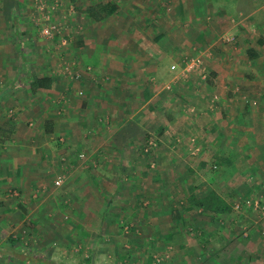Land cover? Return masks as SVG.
Here are the masks:
<instances>
[{
  "label": "crops",
  "instance_id": "crops-1",
  "mask_svg": "<svg viewBox=\"0 0 264 264\" xmlns=\"http://www.w3.org/2000/svg\"><path fill=\"white\" fill-rule=\"evenodd\" d=\"M30 1L0 0V8L5 11V17L0 16V66H2L0 75L8 73L6 79L9 74L16 70L15 68H22L29 62V58L25 55L27 54L25 47L28 48L30 45L37 56V60H32L33 63H36L35 69H42L45 72V70L50 69L54 62V58L49 57L46 52L40 37L35 34L32 35L31 32L32 36L30 37L24 35L23 28L28 30L31 28L27 22L28 17L25 18V15H22L24 12H18L20 15L12 12L13 8L28 12L29 9L25 7ZM96 1L91 3L87 0H63L65 4L62 5L64 6L63 12L61 11L62 16L70 11L71 4L76 6L75 9L81 18V15L85 14L86 7L94 3L107 2L106 0ZM112 1L117 4V11L100 21L88 18L86 14V21H82V19L80 21L76 19L79 17L78 15L67 13L71 18L69 21L70 31L76 37L71 46H67L65 52L70 51L67 56L71 55L72 60H74L72 57L78 58L79 64L85 66L81 82L70 83V85H74L73 89L77 87L76 93L73 97L71 96V103L67 107L71 114L69 113L64 118L57 115L56 111L53 110L56 109L55 99H51L52 104L51 97L48 99L45 97L47 92L42 93V106L35 107V114L32 116L39 120L38 122H42L39 130L33 129L27 136L26 130L23 132L24 134L19 131V140L22 141V138H25L24 144L20 146L9 143L11 136L9 131H6L7 140L4 139L3 141L0 137V186L2 187L0 191V227H4L5 231L9 228L18 230L19 227L23 226L21 219L29 216L32 221L30 224L37 228H44L38 232H43V236H49V238L46 236L43 238V247L41 246L37 253L25 252L12 238L0 237V264H71L72 259L68 258L71 261H66L65 255L62 256L57 252L58 249L65 252L67 248L77 250L76 254L85 248L92 251L93 254L94 248L98 249V235L104 233V226L99 222L97 229H95L92 225V219L105 218L116 207H118L116 211L119 213L117 216L121 215L124 219L125 217H127L126 219L132 218L135 222L136 220L138 222L143 221L146 226L155 231L166 230V234L172 232L168 228L177 212L172 211V198L168 200L169 195H165L166 198L159 201L158 205H153L157 206L155 209L151 207V203L148 208L145 207L147 210L141 207L136 214L134 211L140 208L139 205L143 199L141 196L143 194L142 188L148 186L153 192L155 186L160 182L166 189L171 181L167 179L169 175L166 177L163 171L170 170V168L172 170L176 166L173 162H166V158L165 162L159 163V157H156L157 165L154 164L150 167L142 156L144 155L143 143L155 138L154 135H150L153 134V131L149 130L148 126L152 128L156 118H158L156 109L164 101L159 97L161 91L168 90L166 88L170 89L171 83L174 88L176 80L179 79L177 76L171 78L172 75L168 71L170 69L165 67V71L169 72V75L167 74L168 79L160 83L158 80L156 82L155 76L158 75V67L154 65L153 61L158 58V54H156L155 45L160 44L158 41L161 40H163L161 42L171 43L174 41L172 38L165 40L164 34H162V39H157V36L152 37L151 34L155 33L158 21L147 17L142 11L149 8L146 4L150 1ZM152 1L155 2L156 0ZM185 2L188 9L189 2ZM226 2L227 0L225 1V8ZM229 3L228 30L231 42L228 50L220 47V58L230 56V69L225 71L215 56H213L212 61L208 60V64L209 67H212L216 88H224L226 84L224 78L229 75V89L231 90L229 100L235 103L239 99L238 105L244 109H238L231 114L233 117L225 118L224 114L228 115V108L220 106L221 112H223L221 120L225 123L243 122V117L240 116H244L245 122L249 120L257 125L261 121L263 123L260 126L261 129L256 128L248 131L244 128L245 130L240 131V133L244 132L248 139L252 138L253 141H248V144L254 145L255 139H259L261 144L257 145L264 147V0H229ZM28 6L30 7V5ZM182 8H185V3ZM131 9L134 16L130 14ZM207 9L210 10L211 7ZM196 10L198 11V9ZM204 14L205 12L195 13L194 16L197 19L191 21V24L189 22L190 25L188 24L189 26L184 29L185 33L182 30L181 42H183V47L186 50H190L194 46H196L194 47L195 50L202 49L204 44L214 40V43H220L222 32H218L216 29L224 31L222 22L225 16L219 18L218 24H210L203 18ZM81 22H86L89 28L86 32L78 34L77 24ZM96 24H99L100 33L98 35L103 38L101 40L99 36L95 35L97 33L87 34L90 26ZM212 27L215 30H212ZM19 42L20 46H18ZM38 44H41V49L34 47V45L39 46ZM12 46L14 47L13 50L16 51L14 55L19 57L20 54L19 58L23 65L15 64L16 60L12 58ZM98 48L101 50L97 55ZM154 48L155 51H153ZM160 50L166 55L171 51L170 48L165 50L163 47L162 49L161 45ZM147 51L148 53L149 51L155 52V55L148 54ZM95 58H98L99 61L93 62L92 59ZM6 61L9 64H4ZM141 64L149 66H142ZM86 65H91L93 70L87 69ZM198 70L202 71V74L200 73L201 78H205L206 69ZM14 80H10L9 83L1 82L0 97L12 92ZM57 82L58 80L55 81V84ZM54 87L44 91L51 93L54 91ZM212 101L214 102V100ZM187 106H193L192 102ZM216 107L214 106V109ZM259 107L260 109H258ZM208 108L212 110L210 104ZM250 108H252V112ZM46 110L53 111L47 114ZM195 114L198 113L195 112ZM249 115L252 116L251 119L248 118ZM171 116L170 120L174 119L175 114L171 113ZM2 118L0 113V120ZM169 119L168 125L171 123ZM211 120L208 122L215 123L216 121L213 118ZM20 123L16 122L17 130L24 129V123L22 125ZM80 123L82 124L79 127L78 124ZM191 123L195 124V120ZM201 123L204 124L205 121ZM73 125H76L78 129ZM112 126L116 128V132H111ZM164 126L166 127V125ZM185 126L188 127L187 124ZM48 127L52 128L51 133L57 135L52 143L40 141L39 138L44 136V139H47V133L48 135L50 133L46 130ZM207 127L210 128V126ZM102 128L108 130L105 132L106 129L103 130ZM170 132L171 130H166L165 134L168 135ZM181 132L180 130L174 132L172 139L178 143H183ZM167 135L161 134L159 140L162 148L154 147V154L159 152L170 154L174 150L170 144L165 142ZM217 136L221 137L219 131ZM231 138L233 137L231 136ZM30 139L36 140L35 145H29ZM51 144L53 145L51 146ZM214 144L218 147L219 143ZM235 145H238L237 140ZM217 150L221 149L216 148L215 153ZM153 158H150L149 161H153ZM155 166V169H151ZM201 166H198V169L206 170ZM193 168L195 169V166ZM184 169L183 176H185L186 170L188 172L192 170L185 166ZM176 170L181 169L176 167ZM182 175L179 172L175 173L176 181L178 180L177 177L180 178ZM57 176L64 177V183L60 187L53 186V180ZM195 176L188 178L191 188L193 186L198 187L199 181L197 180L199 178H195ZM172 180L175 183V177ZM8 185H17L23 192L25 198L17 202L18 206L17 204L13 206L9 202L16 200L6 197L8 194L2 195L3 190L7 192ZM36 191L37 193H35ZM158 192L167 193L161 189ZM151 195L154 197L155 193H150ZM113 200L117 201V205L113 203ZM67 213L70 214L69 220L62 221ZM23 214L25 215L23 216ZM178 214L182 217L190 216L182 212H178ZM40 218H46L45 225ZM55 218L60 221L56 222ZM167 218L170 220L161 227L160 224ZM63 222L66 223L63 225ZM92 233L95 235V239L76 241L78 235L81 238H87ZM53 239L59 240L60 247H55V245L51 247L50 241ZM190 243V241L182 242V245L189 247ZM57 254L62 256L61 261L54 256ZM83 260L84 258L77 259L73 264H81ZM86 261L92 262V255Z\"/></svg>",
  "mask_w": 264,
  "mask_h": 264
},
{
  "label": "rangeland",
  "instance_id": "rangeland-1",
  "mask_svg": "<svg viewBox=\"0 0 264 264\" xmlns=\"http://www.w3.org/2000/svg\"><path fill=\"white\" fill-rule=\"evenodd\" d=\"M87 1L91 3L97 2L96 0ZM148 1L150 2H147L146 5L149 8L142 11L147 17L158 21L155 33L151 34L152 37L157 36V39H162V34H164L165 40L172 38V41H174L171 43L167 41L161 42L163 41L161 40L158 41L160 44L155 45L157 49L156 54H158V58L153 61L154 65L158 67V75H154L156 77V82L158 80V83H160L168 79V71H170L172 75L171 78L177 76L179 79L176 80L177 82L174 84V88L171 83L170 89L166 88L168 90L161 91V96L159 97L164 101L162 105L160 104L156 109L158 118H156V122L152 128L148 126V129L153 131V134L150 135H154L155 138L150 139L148 142L146 141L147 144L146 142L143 143L144 155L142 156L150 167L154 164L157 165L158 161L159 163L165 162V158L166 162H173L176 166H174L172 170L170 168V170L163 171L166 177L169 175L167 179L171 181V184H169L166 189H164L165 186L161 185L160 182L155 186L153 192L148 186L142 188L143 194H141V196L143 199L140 202L141 205L138 204L140 208L135 209L134 212L136 214L137 211H140L141 207L147 210L151 203V207L155 209L157 206L153 205H158L159 201L166 198L165 195H169L168 200L172 198V211L177 212L168 228V230H172V232L166 234V230H163L164 232L162 230L155 231L151 227L149 228L146 226L143 221L138 222L136 220L135 222L132 218L126 219L127 217H125L124 219L121 215L117 216L119 213L116 211L118 208L116 207L110 212L109 216L102 219L101 217L92 219V225L95 229H97L99 222L104 226V233L98 235V249L96 250V248H94L93 251L95 252L93 254L92 251H88V249L86 250L85 248H83L79 254H76L75 252L77 250L72 248L65 249V252L62 249H58L57 252L62 256L65 255L64 259H67L66 261H71L68 260V258L72 259L71 264L76 262L77 259L82 258H84V260L81 264H264V147H261L262 145H257L261 144L259 139H255L256 143L250 145L248 141L252 142V138L246 139L238 135L240 131L245 129L248 131L256 128L261 129L260 126H262L263 123L259 121L256 125L254 122L251 123L248 119V122H245L244 116H240L243 117L244 120L242 123H225L221 120L223 112H221L220 106L228 108V115L224 114L225 118L233 117V115H231L233 112L244 108L238 105V103H240L239 99H237L235 103L229 100L231 92L229 89V75L224 78L226 82L224 88H216L214 81L215 76L212 74V67H209L208 64V60L210 59L212 61L214 59L213 56H215L218 61L221 62L225 71H229L230 69V56L220 58V47L228 50L231 42L228 30L230 19L228 13L230 12L229 0L226 2L227 9L224 6L226 0ZM185 1L189 2L188 9ZM184 3L185 8H182ZM63 4H65L63 0H31L25 7L29 9L28 12L23 11V9H12L13 13L20 15L18 12H24L22 15H25V18L28 17L27 22L31 28L29 30L23 28L24 35L30 37L35 34L40 37L46 52L49 54V57L54 58V62L50 69L45 70V72L42 69H35L34 66L36 63H33L32 60H37V56L30 45V41V46L28 48L25 47L27 53L25 55L29 58V62L23 65V62L19 58L20 54L19 57L14 55L16 51L13 50V46L11 47L13 54L12 58L16 60L15 64L18 65L20 63V66L23 65L22 68H15L16 70H14L12 74H9L7 79L6 75L8 73L0 75V85L3 81L9 83L10 80L15 79L12 92L0 97V113L3 116L0 120V125L3 127L0 137H2L3 141L4 139L7 140L6 131L11 132L9 141L11 145L16 144L20 146L24 144L25 138H22V141L19 140V131L24 134L23 132L26 130L27 136L33 129L38 131L39 126L42 125L41 121L38 122L39 120L32 117L35 114L34 108L38 107V105L42 106V93L47 92V96H45L47 99L50 97V100L55 99L54 105L56 109L53 110L56 111L57 115L63 118L69 115L70 110L67 109V107L71 103V96L73 97L76 93L75 89L77 88L75 86L76 88L73 89L74 85H70V83H79L83 78V69H85V66L79 64L78 58L72 57L74 59L72 60L71 55L67 56L70 51L65 52L67 46H71V43L76 37L73 35L72 31H70L71 25L69 21L71 18H69V14L67 13L78 16L79 14L75 9L76 6L71 4L70 11L64 13L62 16V9L64 10ZM28 5H30V7ZM152 7L154 8L152 9ZM210 7L211 9L208 10L207 8ZM196 9H198V11ZM4 12L5 11L0 8V16L5 17ZM130 12L131 16H134L132 9ZM194 12H205L203 18L210 24H218L219 18L225 16L222 22V28L226 31L224 32L220 29H216V31L222 32L220 43H214V40L211 41V43L204 44L202 49L200 48L198 50L194 49L196 46L190 50H186L183 47L181 33L182 30L184 32V29L191 24V21L197 19V17L194 16ZM84 15L76 19L86 21V15ZM181 23L183 24L182 26ZM98 25L99 24L90 26L87 34L97 33L95 35L99 36L101 40L103 38L98 35L100 33ZM88 28L86 22L77 24L78 34L86 32ZM211 29L215 30L213 27ZM148 33L150 34L151 32ZM27 42L29 43V41ZM40 45H34V47H39V49H41ZM160 45L162 49L163 47L165 50L170 48L171 51L166 55V53L160 50ZM18 46H20V42ZM155 48L153 51H155ZM100 50L101 49L98 48L97 55ZM142 53H145V51H142ZM149 53L155 55V52L149 51ZM164 55L166 56L164 57ZM92 60L94 62L98 60V58ZM191 61H194L196 66L189 72L185 71V67L188 65L187 63ZM6 63L9 64L8 61L4 64ZM172 65H176V67L173 69ZM142 66L149 65L145 64ZM1 67L2 66H0V68ZM165 67H168L170 70L166 72ZM86 68L93 70L91 65H86ZM203 68H205L207 72L205 78H201L200 73L202 74V71L198 70ZM30 70H35L42 76L48 75L56 78V80H58L56 84L58 85L55 84L54 91L49 93V91L40 90L36 94L31 93L24 78V75ZM146 75L148 76V74ZM212 100H214V102ZM188 102H192L193 106H187L189 104ZM51 103L53 104L52 100ZM209 104L212 106V110L208 108ZM46 105L45 101V106ZM214 106H217L216 109H214ZM250 109L252 112V108ZM258 109H260V107ZM53 110H46L47 114ZM195 112L198 114H195ZM171 113L173 115L175 114V117L170 120L169 118L172 117ZM197 115L198 117H196ZM250 117L252 118L251 115H249L248 118ZM211 118L216 119V121L214 120L215 123L208 122ZM168 119L171 121L169 125L167 124ZM190 120H195L196 125L191 123L192 121L190 122ZM202 121L208 123L202 124ZM16 122H21V125L24 123V129L17 130L18 126ZM81 124L82 123L78 124V126L80 127ZM185 124H187L188 127H186ZM164 125H166V127ZM190 125H192V127H190ZM73 126L78 129L76 125ZM207 126H210V128ZM102 129H106L105 132L108 130L107 128ZM166 130H171L170 134H165ZM178 130L182 131L181 138L183 137V139H181V141H184L183 143H178L172 139L173 133ZM112 131L116 132V128L113 126L111 128V132ZM218 131L221 137L217 136ZM161 134L167 135L165 142L170 144L172 149L174 148L170 154H163V152L154 154L153 152L154 147L157 149L162 148L159 140ZM229 135L230 137H228ZM231 136L233 138H231ZM56 137V133L50 132L49 135L47 133V139H44V136L39 138L40 141L43 140V142L52 143ZM151 140H154L156 145L150 144ZM236 140L238 142V148L235 147ZM35 143L36 140L30 139V146L35 145ZM214 143H219L218 147L215 146L216 144ZM52 145L53 144H51V146ZM216 148L221 150H217L215 153ZM233 149L234 153H232ZM217 156H219L218 159ZM156 157H159L158 161L155 160ZM150 158H153V161H151L153 163L149 161ZM219 159L224 161V165L219 163ZM203 162L207 163L206 166H203ZM215 164L219 166L217 170ZM184 166L192 169L190 172L186 170L185 176L182 175L185 171ZM194 166L195 169L193 168ZM198 166L206 170L201 171L198 169ZM176 167L181 170L177 171ZM155 168L156 166L151 169ZM177 172L182 176L180 178L177 177L178 180L176 181L175 173ZM186 176L188 177L185 178ZM193 176L199 178V180H197L199 184L198 187L193 186L191 188V185L188 183L190 181L188 178ZM173 177H175V183H173ZM59 180L60 182H58ZM63 181V176H57L53 180V186L60 187L63 185ZM159 189L167 193H159ZM1 190L2 187L0 186V191ZM211 190H215L219 194L218 196L221 195L223 201L225 200L228 203L230 206L229 211L214 213L208 210L205 211L202 207H198L193 203L189 202L190 205L186 201L184 203V200L187 199L188 196H195L197 198L203 197ZM5 193L8 195L6 196ZM35 193H37V191ZM150 193H155V196H150ZM3 194L10 199L16 200L15 202L9 201L13 206L16 204L18 206L17 202L25 198L22 190L18 188L17 185H8L7 192L3 190L2 195ZM113 203L117 205V201L113 200ZM168 204L170 205L169 202ZM237 204L240 206L237 207ZM178 212H182L185 215L189 214L190 216L182 217ZM24 215L25 214H23V216ZM69 218L70 214L67 213L62 221H68ZM40 220H42L43 225H45L46 218H40ZM55 220L56 222L60 221L56 218ZM169 220L170 218H167L161 223V227ZM21 221H23V223H21L23 226L19 227L18 230L9 228L5 231L4 227H0V237H5L7 239L12 238L25 252H39L41 246L43 247V238L46 236H43V232H38L42 227L37 228L32 226L30 224L32 221L29 219V216L23 217ZM65 223L66 222H63V225ZM43 229L44 228H42V230ZM249 232V236H246ZM46 237L49 238L48 235ZM91 239H95L93 233L87 238H81L78 235L76 241H90ZM187 241L191 243L189 247H184L182 242ZM58 242V239L50 241L51 247L52 245L60 247ZM61 255L57 254L54 256L61 261ZM90 255H92V262L86 261Z\"/></svg>",
  "mask_w": 264,
  "mask_h": 264
},
{
  "label": "trees",
  "instance_id": "trees-1",
  "mask_svg": "<svg viewBox=\"0 0 264 264\" xmlns=\"http://www.w3.org/2000/svg\"><path fill=\"white\" fill-rule=\"evenodd\" d=\"M117 8L118 6L115 2L107 1V2H101V3L90 5L89 7L85 8L84 13L87 15L88 18H91L95 21H100L106 17L113 15L117 11ZM24 78H25V83L27 84L31 93L33 94H36L40 90H47V89L53 88L55 81H57L56 78L52 76H48V75L42 76V75H39L34 70L27 71V73L24 75ZM238 123H242V122H238ZM2 129L3 127L0 125V134H1ZM46 130L47 132H52L51 127H48ZM238 135L245 137L247 139L244 132H241ZM235 147L238 148V145H235ZM232 153H234V149ZM218 157L219 156H217V159ZM218 161L220 164L224 165V161L222 159H219ZM206 164H207L206 162H203V166H206ZM215 167H216V170L219 168L217 164H215ZM218 195L219 194L215 190H211L206 196H203V197L197 198L195 196H189L186 199V202L193 203L194 205L198 207H202L205 211L208 210L214 213L229 211L230 206L228 205V203L225 200L223 201V198H221V195L220 196ZM249 234L250 232L246 236H249Z\"/></svg>",
  "mask_w": 264,
  "mask_h": 264
},
{
  "label": "built area",
  "instance_id": "built-area-1",
  "mask_svg": "<svg viewBox=\"0 0 264 264\" xmlns=\"http://www.w3.org/2000/svg\"><path fill=\"white\" fill-rule=\"evenodd\" d=\"M188 65H187V67H185V71H191L195 66H196V63L194 62V61H191V62H188L187 63ZM176 67V65H172V68L174 69ZM150 144H152V145H156V142L154 141V140H151L150 141ZM58 182H60V180L58 181ZM237 207H239L240 205L239 204H237L236 205Z\"/></svg>",
  "mask_w": 264,
  "mask_h": 264
}]
</instances>
